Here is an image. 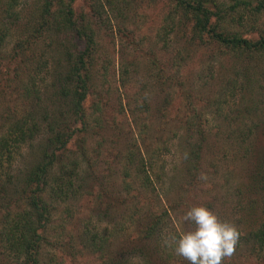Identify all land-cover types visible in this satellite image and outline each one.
<instances>
[{"label": "trees", "instance_id": "16d2710c", "mask_svg": "<svg viewBox=\"0 0 264 264\" xmlns=\"http://www.w3.org/2000/svg\"><path fill=\"white\" fill-rule=\"evenodd\" d=\"M137 1L92 0L88 18L75 15L74 0H40L32 15L22 19L21 13L26 7L20 11L18 8L24 5V0H0V63H5L8 69L0 77V99L12 96L18 103L16 109L11 107L3 118L0 117L3 122L0 124V196L9 202L1 209L0 242L9 257L17 261L23 259V264H42L45 234L56 210L52 202L77 200L84 196L83 193L92 197L88 191L96 185L98 193L94 199L107 206V211L119 206L135 208L134 203L140 207L138 211L128 212L121 221L138 228L137 234L127 233V229L123 252L118 251L119 254L107 258L104 264H164L167 261L163 258L178 256L173 251V243L159 247L160 242L173 240L181 234L172 216L177 208L169 205L165 198L167 187L161 178L163 167L158 166L160 156L156 149L145 145L143 149L142 144L136 142L131 149H124L119 156L115 153L110 158L112 169L115 164L121 174V189L115 193L107 191L104 178L93 175L91 168L85 177H80L79 171L81 163L90 165L87 136L101 129L103 123L100 110L90 113L85 108V102L95 91L96 77L104 68L98 66L99 27L115 31L136 49L138 44H143L137 39L140 32L136 24L140 10ZM166 1L170 3L169 15L165 18L161 37L158 36L164 49L170 47V37L177 36L188 46H213L238 59L260 58L264 65V36L259 34L255 40L248 38L246 35L250 32L258 33L255 27L246 32L241 30L245 14L252 17L264 14V0ZM11 31H17V39L6 52L3 47ZM38 46L45 52L36 55ZM157 70L163 73L161 67ZM120 74L122 83H128V69L125 67ZM160 76L164 83H170L165 73ZM40 82L46 83L44 89L38 85ZM43 96L47 106H42ZM96 106L92 104L93 108ZM128 111L132 119L138 113L136 106ZM195 119L191 117L188 119L191 121H187V133H190L187 143L193 148L189 156L197 165L192 170L198 172L202 164L199 155L210 134L201 125H195ZM112 126L115 127V122ZM28 149L30 164L14 169L16 173L12 175L14 160L23 157ZM257 170L259 175L253 171L249 179L264 191L263 164ZM190 183V186L195 185L193 181ZM9 188L11 194L7 193ZM138 195L145 196L142 206ZM17 203L20 208L11 210L10 206ZM71 215L69 212L68 216ZM262 215L261 225L239 236L234 253L225 257L223 263L234 260L237 251L241 254L246 247L251 258L264 264V213ZM90 237L88 242L95 246L98 235ZM178 258L179 262L183 261L180 256Z\"/></svg>", "mask_w": 264, "mask_h": 264}, {"label": "rangeland", "instance_id": "374dc122", "mask_svg": "<svg viewBox=\"0 0 264 264\" xmlns=\"http://www.w3.org/2000/svg\"><path fill=\"white\" fill-rule=\"evenodd\" d=\"M39 1L24 0V5L18 8L20 11L26 7L21 18L32 15ZM91 2L74 0L72 8L75 15L89 18ZM139 2H136L140 8L136 23L140 31L137 39L143 44H138L136 49L130 41L118 37L115 31H108L99 25L98 66L103 65L104 68L99 69L101 72L94 82L95 91L85 102V108L90 113L100 110L103 123L101 129L97 128L92 136H87L90 165L81 163L80 177H85L92 169L93 175L104 178L107 191L115 193L121 189V174L115 164L112 169L110 158L115 153L119 156L124 149H131L139 142L143 149L144 145L156 149V154L160 156L158 166L163 167L161 178L167 187L165 198L169 205L177 208L172 216L180 234L194 228L184 215L189 208L197 205L207 207L221 221L234 224L239 236L255 230L263 221L264 191L249 179V175L253 171L259 175L257 168L262 164L264 166L263 63L256 57L248 60L235 58L213 46H188L177 36L170 37V47L164 49L158 36L162 35L170 3L166 0ZM252 16H243L244 27L241 30L246 32L255 27L258 33L246 35L255 40L259 34L264 36V14ZM17 34V31L10 32L4 51L9 52ZM38 48L34 52L36 55L45 52L42 46ZM158 66L170 83L161 79L160 74L163 73H158ZM125 67L130 75L126 84L122 83L120 74ZM7 70L5 63H0V77ZM9 70L12 71V67ZM41 80L44 81L43 75ZM45 84L40 82L38 85L44 89ZM13 98L0 99L1 118L8 109L18 106ZM43 99L42 106H47L45 96ZM93 103L97 105L95 108ZM134 106L138 113L132 119L128 109ZM191 117H198L194 124L201 125L210 134L203 153L199 155L202 164L198 172L192 170L197 165L189 156L193 148L187 143L190 134L187 133V121H191L188 120ZM111 120L115 122V127ZM72 149L74 151L75 147ZM28 152L29 149L19 160H14L10 171L12 175L16 173L14 169L30 164ZM73 157L77 158L76 155ZM192 181L195 185L190 186ZM11 192V188L7 189L8 194ZM88 192L92 193V197L83 193L84 196L77 200L52 202L56 210L45 234L42 264H104L107 258L123 252L127 229V233L137 234L138 228L121 222L128 212L138 211L140 207L136 203L135 208L119 206L107 211V206L94 199L98 186ZM138 198L140 206L144 205L145 196L138 195ZM7 203L6 198L0 196V224L3 222L1 209ZM15 205L18 203L14 207L11 205V210L21 206L15 208ZM69 212L71 216H68ZM167 228H170L169 224ZM93 234L98 235L95 246L88 242ZM172 243V239H167L164 243L160 242L159 247ZM169 252L174 255V252ZM236 255L234 260L222 264H261L248 255L246 247L241 254L238 250ZM180 258L183 261L179 262L178 256L163 260L167 261L164 264L187 262ZM22 260L9 257L0 242V264H23Z\"/></svg>", "mask_w": 264, "mask_h": 264}, {"label": "clouds", "instance_id": "9594fccd", "mask_svg": "<svg viewBox=\"0 0 264 264\" xmlns=\"http://www.w3.org/2000/svg\"><path fill=\"white\" fill-rule=\"evenodd\" d=\"M184 219L194 228L173 238V251L190 264H222L234 251L239 233L234 224L221 221L203 205L189 208Z\"/></svg>", "mask_w": 264, "mask_h": 264}]
</instances>
